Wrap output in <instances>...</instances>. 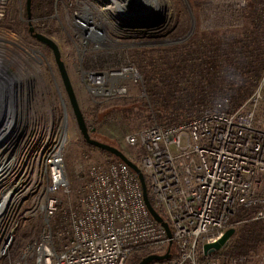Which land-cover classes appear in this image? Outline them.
Wrapping results in <instances>:
<instances>
[{
    "label": "built area",
    "instance_id": "built-area-1",
    "mask_svg": "<svg viewBox=\"0 0 264 264\" xmlns=\"http://www.w3.org/2000/svg\"><path fill=\"white\" fill-rule=\"evenodd\" d=\"M9 1L0 0V20ZM83 6L85 16L73 15L81 31L80 19L89 20ZM83 75L90 92L102 98L126 97L124 82H143L132 62L118 71ZM197 107L124 139L136 151L127 158L142 172L171 237L150 214L138 175L123 161L93 162L83 154L88 164L76 167L73 192L61 125L44 140L26 135L11 144L0 161V264H126L139 248L169 256L151 264H198L199 255L218 264L213 254L204 256L206 244L237 231L246 218L264 220V74L238 108L227 99ZM65 127L67 132V121ZM20 218L39 220V234L11 260ZM258 258L264 264V250Z\"/></svg>",
    "mask_w": 264,
    "mask_h": 264
},
{
    "label": "rangeland",
    "instance_id": "rangeland-1",
    "mask_svg": "<svg viewBox=\"0 0 264 264\" xmlns=\"http://www.w3.org/2000/svg\"><path fill=\"white\" fill-rule=\"evenodd\" d=\"M258 1L261 3L264 0H253L255 3ZM26 3L27 0H10L7 15L0 20V37L7 39V43L3 46L6 48L10 46L7 48L9 54L6 52V55L11 56L2 58L5 60L2 61L4 65L0 67V72L7 71L20 88L19 94L16 95L17 99L15 98V101L18 100L16 112H21L23 106L25 107V109L23 108L24 112L27 111L29 122L26 126V135L28 137H40L39 140H44L54 136L62 119L66 116L65 161L72 181L71 188L74 192L76 188L75 169L78 165L85 167L88 164V160L82 158V155L87 154L91 158L90 161L93 162L106 163V159L100 153L85 148V140L79 131L71 109L54 54L48 46L39 42L30 32V28L33 27L35 33H39L36 27L40 23V19L32 18V5L31 18H28ZM83 4L87 7L91 27H96L97 33L99 32L104 36L102 41L89 37L84 29L83 32L76 27L73 15L75 12H81V15L85 16L84 11H82L84 9ZM110 5L109 1L103 0H54L52 13L44 19L46 23L45 26L42 25L43 33L39 34L52 39L58 45L90 136L102 143L113 144L115 148L130 157L136 151L126 145L125 137L128 134L139 132L144 126L155 120H160L158 114L153 115L147 111L149 106H153L155 100L147 99L142 95L144 82L148 91L150 89L149 84H152L151 79L144 78L141 85L124 82L129 89V94L126 97L102 98L96 97L90 92L88 89L89 82L84 79L83 72L118 71L133 62L131 53L146 48H161L164 53L160 55L166 56L170 63L179 60V55L182 59L189 56L197 59L204 58L207 53L218 56L219 50L228 46L224 45L228 40L253 32L249 25L250 22L242 19V14L248 7V0H167V4L159 12L161 14L163 12V15L157 20L158 26L154 27L130 26L120 23L113 18L109 11H106ZM84 20L88 19L83 17L80 22ZM15 42L20 43L21 47L32 55L38 63H34V61L23 62L19 57L20 50L12 45ZM207 43H211L212 46H207ZM205 49L208 51L203 52ZM12 58L21 60L20 65L11 63ZM39 58L42 61H38ZM86 62L90 65L88 70L84 69ZM151 63L149 64L153 66V62ZM191 63L198 67L195 62ZM135 65L145 75V70H142L139 64L135 63ZM37 66L44 73V76L38 73ZM191 70L199 72L197 68ZM258 72L260 76H263L264 66ZM218 73L220 70L217 69V65H214L212 69L202 68L201 77L206 81L209 80V83L212 81L211 86L214 84L216 87V84L221 82L215 76ZM260 76L251 83L252 85H248L251 88L246 93V97L253 94L261 80H259ZM156 88L154 90L155 99L162 105L165 104L162 101L167 102L169 100L170 102L176 94L178 97H186L185 99L190 100L191 103L194 102V111L197 110V106L206 101L201 93H196L197 89L195 90L193 86H186V90L180 89L182 92L172 91L170 93L171 91H169L164 99L161 95L163 88L159 85ZM210 88H203V91H209ZM210 90L213 92L212 89ZM96 108H98L99 115L95 112ZM128 108L133 111V114H130V119L124 118L123 112H121ZM152 108L155 111L156 107L153 106ZM141 109H143L142 116H135L136 113L141 112ZM191 111L188 109L185 112ZM97 117L98 124L95 123ZM179 117L181 119V116ZM51 121L52 126L50 128L49 123ZM90 129L95 130V133H91ZM57 135L60 136V133ZM13 153L14 151L8 157L12 158ZM1 156L0 161L2 160ZM24 181L25 179L22 180V183ZM60 218L61 214H58L56 220L59 221ZM246 219L245 222L247 223L249 218ZM20 220V231L15 236V242L9 256L11 260L16 259L19 253L39 234L41 224L39 220L24 221L22 218ZM251 221L255 220L248 222ZM242 226H239L237 231ZM200 256L197 260L198 264ZM258 256L253 257V261L249 264H260ZM240 260H233L232 264H235V261L238 263Z\"/></svg>",
    "mask_w": 264,
    "mask_h": 264
},
{
    "label": "trees",
    "instance_id": "trees-1",
    "mask_svg": "<svg viewBox=\"0 0 264 264\" xmlns=\"http://www.w3.org/2000/svg\"><path fill=\"white\" fill-rule=\"evenodd\" d=\"M53 2L54 0H32V18L40 19V23L36 27L39 33H43L42 25L45 26L46 21L44 19L48 18L52 13ZM242 17V19L250 22L249 25L253 33L240 35L230 41L228 40L224 43V45L228 46H224L219 50L218 56L207 53V56L204 58L200 57L197 59L189 56L182 59L179 55V60L170 63L166 56L160 55L164 53L161 48H146L130 54L132 63L139 64L140 68L145 70V75L140 70L142 79H151V85L147 82L150 89L146 90L144 82V89L142 91L147 99L151 98L155 100L153 106L156 107V112L153 110V106H149V109H147L148 113L150 112L153 115L158 114L161 120L167 118L176 121L180 119L179 116H186V110H193L194 102L191 103L190 100L185 99L186 97H178L177 94L171 98L170 102L169 100L167 102L162 101L165 103L163 105L157 102L154 90L157 89L158 85L163 88V91H161L163 99L169 91L172 93V91H181L180 89L186 90V86H193L195 90L197 89L196 93H201L206 100L205 102L212 105L221 103L224 99H227L229 106L233 109L240 107L246 101V98L249 97H246V93L251 88L248 85H252L251 83L260 76L258 71L264 66V1L255 3L253 0H248L247 10L242 14ZM207 46L212 45L211 43H207ZM204 51L208 50L205 49ZM151 62H153V66ZM191 62H195L198 67ZM214 65H217V69L220 70V73L215 74L217 79L221 81L216 84V87L214 84L211 86L212 81L209 83V80L206 81V79L204 80L201 77L202 68L212 69ZM193 68H197L199 72L191 70ZM84 69H90V65L87 62L84 64ZM261 77L262 75L259 80ZM138 85H141V83ZM206 87H211L210 89L213 92H210V89L209 91H203V88ZM95 112L99 115L98 108L95 109ZM121 112H123L122 115L126 119H130V114H133L131 108L123 109ZM142 114L143 109H141V112L136 113L135 116L141 117ZM96 119L95 123L98 124V117ZM149 125L147 124L142 129ZM90 132L95 133V130L90 129ZM91 137L99 141L93 136ZM103 143L114 147L111 143ZM84 146L87 150L100 153L107 163L120 161L114 155L93 147L86 142H84ZM263 250L264 220H258L245 223L227 246L222 251L214 253L213 256L218 264H232L233 260H240L242 258L247 259L244 264H249L253 261V257L259 255ZM153 254V250L149 248L136 249L132 252L126 264H140L144 259ZM199 264H206V260L202 256H200Z\"/></svg>",
    "mask_w": 264,
    "mask_h": 264
},
{
    "label": "water",
    "instance_id": "water-1",
    "mask_svg": "<svg viewBox=\"0 0 264 264\" xmlns=\"http://www.w3.org/2000/svg\"><path fill=\"white\" fill-rule=\"evenodd\" d=\"M123 3L127 2L128 5L123 8V14H128L126 17H123V20L120 23L129 24L130 26L139 25L142 27H154L158 26L157 20L159 17H156L153 10L148 8L145 3L141 0H121ZM27 12L28 18H31V5L32 0H27ZM133 17V18H132ZM30 32L34 34V37L41 43L48 46L55 58V62L58 66V70L60 72V76L66 91V94L69 99V103L73 114L76 118L77 125L79 131L81 132L84 140L89 145L106 151L115 157L119 158L121 161L126 163L139 177V180L142 185L143 195L145 199V203L147 208L152 215V217L160 223L167 231L169 237H171V231L167 223L161 218V216L154 210L147 192V185L145 182V178L140 171V169L135 165L131 160L127 158V156L123 153V151L110 146L108 144L96 141L91 138L88 126L82 114V111L79 107L77 97L74 91L73 84L71 82L70 76L68 74L65 63L62 60L61 52L58 45L50 38L35 33V29L33 27L30 28ZM18 84L15 81V90H12L10 87H4V94H0V155L1 159L6 155V151L11 144L14 146L18 145L22 139L26 136L27 129L16 136V131L19 128L18 117L20 116V111L16 112V108L18 106L17 101H15L16 95L19 94ZM1 91V90H0ZM17 99V98H16ZM17 123V125H16ZM237 231L235 229L228 230L222 238L213 244H206L203 247L204 256H210L216 252L221 251L236 235ZM168 255L158 256L151 255L144 259L140 264H151L154 261H162L168 259Z\"/></svg>",
    "mask_w": 264,
    "mask_h": 264
},
{
    "label": "bare ground",
    "instance_id": "bare-ground-1",
    "mask_svg": "<svg viewBox=\"0 0 264 264\" xmlns=\"http://www.w3.org/2000/svg\"><path fill=\"white\" fill-rule=\"evenodd\" d=\"M103 1H109L110 2L111 5L109 7H107L106 11H109L112 14L113 18H115V20L121 22L123 20V17H126L128 15V14L127 15L123 14V8L128 5L127 2L122 3L123 1H121V0H103ZM141 1L143 3H145V5L148 8L152 9L154 14H155V16L159 17V18L161 17V15H163V12H162V14L159 13V12H161V10L167 4V0H141ZM81 23L84 24L83 29L86 31V33H88L89 37H91L93 39L97 38V39H99L101 41L104 39L103 35L99 34V32L97 33V29L95 27H91V22L89 20H84ZM6 40L7 39H5L3 37H0V45H1L0 46V49H1L0 50V67H3V65H4L2 61L5 60V59H2V58H5L6 56H10V55H6V52L8 53V51H7L8 49L7 48L10 47V46H8L7 48L5 46H3V45H5L7 43ZM8 43H11V42H8ZM12 45H14V47H16V48H18L20 50L21 54H20L19 57H20V59L23 62L27 63V62H30V61H34V63H38V62L35 61V58L32 55H30L27 51L24 50L23 47H21L20 43H18V42L16 43L15 42V43H12ZM34 54H36V52H34ZM21 60L19 61L16 58H12V61H10V62L13 63V64L20 65ZM38 61H42V60L39 58ZM4 62L7 63V61H4ZM37 68H38V73H40V75L44 76V73L41 71L39 66H37ZM3 88H4V85L1 86V89H0L1 90L0 94H2V95L4 94V89ZM23 108L25 109L24 106H23ZM23 108L21 109L22 111L20 112V116L18 117V124H19V128H21V129H19V128L17 129L16 136L20 135L25 130V127L28 125V122H29V119H27L28 117H27V114H26L27 111L24 112ZM0 109H1V106H0ZM60 125H61V128H62L63 138H65V135H66V129H65L66 128L65 127V125H66V116L62 119ZM49 126L51 128L52 121L49 123ZM19 131H21V132H19Z\"/></svg>",
    "mask_w": 264,
    "mask_h": 264
},
{
    "label": "flooded vegetation",
    "instance_id": "flooded-vegetation-1",
    "mask_svg": "<svg viewBox=\"0 0 264 264\" xmlns=\"http://www.w3.org/2000/svg\"><path fill=\"white\" fill-rule=\"evenodd\" d=\"M12 79L7 71L0 72V89L4 85V87H10L15 90V81Z\"/></svg>",
    "mask_w": 264,
    "mask_h": 264
}]
</instances>
